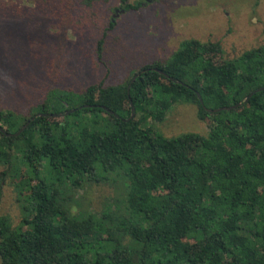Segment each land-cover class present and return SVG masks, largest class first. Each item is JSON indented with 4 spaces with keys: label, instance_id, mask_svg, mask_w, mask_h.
<instances>
[{
    "label": "trees",
    "instance_id": "trees-1",
    "mask_svg": "<svg viewBox=\"0 0 264 264\" xmlns=\"http://www.w3.org/2000/svg\"><path fill=\"white\" fill-rule=\"evenodd\" d=\"M261 86L264 44L225 58L220 42L188 38L124 81L51 88L26 114L0 109V198L8 179L21 212L17 225L0 214V264H264ZM179 102L195 105L205 134L156 130ZM92 183L121 198L83 208Z\"/></svg>",
    "mask_w": 264,
    "mask_h": 264
},
{
    "label": "rangeland",
    "instance_id": "rangeland-1",
    "mask_svg": "<svg viewBox=\"0 0 264 264\" xmlns=\"http://www.w3.org/2000/svg\"><path fill=\"white\" fill-rule=\"evenodd\" d=\"M137 1L144 2L139 9L124 10L121 0H0V109L26 114L51 88L124 81L133 68L169 60L188 38L220 42L225 58L264 44V0H127ZM154 126L165 136L207 132L195 105L183 102ZM119 192L114 183H92L79 202L99 210ZM15 197L6 179L0 214L13 225L21 219Z\"/></svg>",
    "mask_w": 264,
    "mask_h": 264
},
{
    "label": "water",
    "instance_id": "water-1",
    "mask_svg": "<svg viewBox=\"0 0 264 264\" xmlns=\"http://www.w3.org/2000/svg\"><path fill=\"white\" fill-rule=\"evenodd\" d=\"M116 12H117V10H116ZM154 69H155L156 71H158L159 73H164L162 70H160V69H158V68H154ZM137 75H139V73H136V74L132 77L131 82L136 78ZM171 79H172V78H171ZM128 88H129V85H128V87H127V90H128ZM262 89H264V86H261V87L255 89L253 92H257V91L262 90ZM253 92L249 93V94L244 98V102H246V101L248 100V98L251 96V94H252ZM197 96H198V98H199L200 103L202 104V100H201L200 95H199L198 93H197ZM239 104H240V102L237 103V104H235V105L221 106V107L214 108V109H209V108H207V110L210 111V112H211V111L217 112V111H220V110H229V109H231V108L236 107V106L239 105ZM130 106H131V114H130V117H129V118H132L133 115H134V106H133V104H132L131 101H130ZM102 108L105 109V110H107L109 113H112V111L109 110L108 108H106V107H102ZM75 110H76V108H71V109L65 111L64 113H60L59 115H60V116H62V115H66V114H68V113H70V112H74ZM37 115H51V114L37 113ZM28 123H29V121H27L24 125H22V126L20 127V129H19L16 133H14V135H18V134H20V132H21V131L27 126ZM6 135H10V134L7 133Z\"/></svg>",
    "mask_w": 264,
    "mask_h": 264
},
{
    "label": "flooded vegetation",
    "instance_id": "flooded-vegetation-1",
    "mask_svg": "<svg viewBox=\"0 0 264 264\" xmlns=\"http://www.w3.org/2000/svg\"><path fill=\"white\" fill-rule=\"evenodd\" d=\"M145 2H147V1H151V0H144ZM144 2H141V5L143 4ZM117 10V9H116ZM121 10H123V9H121Z\"/></svg>",
    "mask_w": 264,
    "mask_h": 264
}]
</instances>
